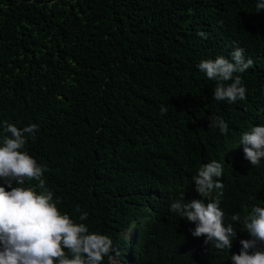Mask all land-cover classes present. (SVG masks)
<instances>
[{"label":"trees","instance_id":"obj_1","mask_svg":"<svg viewBox=\"0 0 264 264\" xmlns=\"http://www.w3.org/2000/svg\"><path fill=\"white\" fill-rule=\"evenodd\" d=\"M260 3L0 0V146L7 125H38L23 150L47 168L60 212L76 222L87 212L89 230L112 240L103 264H232L249 239L231 216L264 207V159L251 166L240 145L264 125ZM237 47L253 60L234 74L246 99L216 101V81L197 65ZM212 115L227 133L208 127ZM213 160L223 165L224 223L237 231L230 249L193 237L195 225L170 211L183 192L184 203L207 202L193 177Z\"/></svg>","mask_w":264,"mask_h":264},{"label":"clouds","instance_id":"obj_2","mask_svg":"<svg viewBox=\"0 0 264 264\" xmlns=\"http://www.w3.org/2000/svg\"><path fill=\"white\" fill-rule=\"evenodd\" d=\"M264 3L257 5V11ZM197 35L207 39L203 31ZM230 59L217 56L214 60H202L198 65L207 78L216 81L213 99L235 103L245 100L247 89L240 76L253 66L246 58L243 48L230 52ZM231 81L230 83H228ZM167 106L161 105V115ZM209 128H218L222 134L228 132V124L219 116L209 117ZM0 146V180L9 188L0 186V264H103L104 257L113 251L112 240L97 232H91L83 223L88 217L84 212L76 222L68 214H62L53 201V193L47 189L43 178L47 168L24 151L28 137L35 136L38 125L32 124L18 129L7 125ZM244 158L251 166H258L264 159V125L253 126L240 139ZM223 175V165L215 160L203 165L193 177L195 191L199 197L184 203V192L170 205V211L179 218L195 225L193 237H205L204 243L214 242L216 249H230L237 231L224 223V212L220 208L224 185L218 178ZM215 178V179H214ZM36 181L35 188L25 187L26 181ZM18 186H13V185ZM40 189V191H36ZM220 190L213 197L211 194ZM80 212L79 207L76 209ZM232 221L243 225L249 239L239 241L238 254L231 256L232 264H264V207L254 206L241 217L233 214ZM118 256L119 253L117 252Z\"/></svg>","mask_w":264,"mask_h":264}]
</instances>
